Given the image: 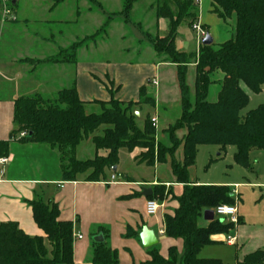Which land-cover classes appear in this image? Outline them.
<instances>
[{
    "label": "trees",
    "instance_id": "1",
    "mask_svg": "<svg viewBox=\"0 0 264 264\" xmlns=\"http://www.w3.org/2000/svg\"><path fill=\"white\" fill-rule=\"evenodd\" d=\"M65 0H56L60 4ZM96 3V0H88ZM212 14L223 22L235 19V35L222 44L201 46L200 52L185 54L177 49L179 28L183 23L193 26L199 18V6L195 0H157L158 18L169 21L168 33L163 39H154L152 44L159 56H165L177 66V79L181 91V116L167 130L170 146L156 142V129L150 118L143 128L137 124L138 117L133 108L150 100L147 87L140 91L138 102H121L116 99L113 87L108 102L94 101L91 104L101 112L87 113V105L78 95L76 85L59 91L53 99L40 94L21 96L14 101V130L11 137L22 133L23 143L46 145L58 150L67 165L62 167L64 181H76L78 176L89 173L88 182H100L106 170H113L119 164V152L130 153L144 150L136 161L154 167L156 164H170L176 183L184 186L180 197H175L178 208L173 215H166L165 234L168 238L182 240L184 252L180 258L176 247L169 249V257L163 258L158 250L150 251L151 261L145 264H222L214 260H202L199 254L213 243L217 235H228L235 225L214 219L208 227L199 225L205 212H214L219 206L233 205L231 189L223 186L192 185L190 169L196 164L200 146H215L221 150L236 149L234 161L245 170L251 169L250 155L254 150L264 151V104L248 112H241L249 103L243 83L252 93L259 95L264 88V0H210ZM137 0H123L120 13L130 18ZM14 0L11 1L13 7ZM1 5V3H0ZM1 21V17H0ZM110 21L102 31L106 32ZM85 41L61 50L45 62L26 59L24 62L50 64H75L77 52ZM23 62V61H22ZM195 65L194 91L188 83L189 67ZM35 70V69H34ZM222 75V80H215ZM218 83L220 91L217 101H208L212 85ZM112 86V84H111ZM105 127L103 134L94 136ZM185 131L180 139L177 133ZM92 136L96 151H105V156L94 160L77 161L76 150ZM182 148L183 159H176ZM11 141L0 142V159L8 158ZM169 195V194H168ZM156 198L165 200V188H155ZM34 221L45 237L28 236L17 223L0 224V264H74V224L60 220L56 204H45L36 198L30 202ZM241 220H239V224ZM93 239L91 264H120L117 251L107 243L109 231L100 227ZM243 264H264V253L256 252L245 257Z\"/></svg>",
    "mask_w": 264,
    "mask_h": 264
},
{
    "label": "crops",
    "instance_id": "2",
    "mask_svg": "<svg viewBox=\"0 0 264 264\" xmlns=\"http://www.w3.org/2000/svg\"><path fill=\"white\" fill-rule=\"evenodd\" d=\"M42 1L45 2L44 9L36 11L38 15L36 16L27 9L26 0H14V18L0 21L1 40H3L2 35L7 32L6 30L10 29V32L15 30L14 26H17L16 24L19 21L26 26L33 24V22L35 23L36 20L34 18L39 17L41 12L44 23L39 24L50 26L53 23L54 25L58 23L64 26H74V29L71 30H69L70 28L63 29V27H46L47 29L44 28L40 31L42 35L34 32L31 40L29 38L24 44L27 49L25 56L19 55L17 60L16 58L14 59V62L19 63L22 69L12 67L11 63L4 64V62H0V142L11 141V152L9 157L6 158L8 162L0 167V224L15 222L28 236L45 237L43 231L38 228L34 221L33 211L30 206V202L39 198L45 204H56L58 206L61 221L74 224V264H91L93 239L99 238V236H95V233H98L100 227L108 229L109 237L107 243L113 250L117 251L120 264H145L151 261L150 251L152 250H158L160 255L167 259L169 257V249L172 247L177 248L181 258L184 252L183 241L168 238L165 234L164 218L166 215L174 214V211L179 206L175 197H180L184 192V186L176 183L170 164H156L154 167L139 164L136 161V157L140 155V151L143 152L144 150L137 149L130 153L123 149L119 152L117 170H106V176L100 182H88L89 173L78 176L76 181L67 182L63 178V163L58 150H53L46 145L23 143L21 139L24 137H21V135L24 133L14 138L11 137L14 130V101L21 96L31 97L40 94L47 99H53L59 91L68 89L75 84L80 100L87 107L93 108L96 106L91 104L94 101L108 102L110 100L111 96L107 87H113L116 99L121 102H138L141 89L147 87L148 90V85H152L157 89L155 91L156 103L160 105V103L165 102V100H162L164 81L167 73H170L173 74L174 82L177 85L176 67L163 63L155 53L147 52L144 47L149 45L145 41L144 32L159 31L166 33L169 28V21L158 18L157 10H155V13L153 11L154 4L152 3L149 5L147 18L139 23L144 27L138 26L139 29H143V36L134 38L140 48L136 50V54L141 59L136 60L137 62L128 60L113 61L111 59L100 60L95 59L93 55L97 53L113 54L115 49H111L109 43L110 39L116 34L115 30L121 31L118 35L121 40L126 38L125 35L122 36L121 34L125 32L130 21L120 15L123 9V0H96L95 5H92L87 0H65L60 4H56V0H36V2ZM195 1L199 2V0ZM205 1L200 0V3H205ZM207 2L209 14L216 17V15L212 14L211 1L208 0ZM31 9L33 10V7ZM133 12L134 9L132 16ZM50 18H55L56 21L52 19L50 21ZM108 20L111 23L108 31L105 32L104 39H100V42L94 40L92 45L88 44L80 47L75 64L42 63L34 70L28 62H24L26 59L45 62L56 56L61 50L68 49L89 36H83L81 39L77 36V33L83 32L84 23H93L96 26L92 32L93 34ZM220 22L226 26L225 28L230 25V32L233 30V24L230 21L223 22L220 20ZM208 23L207 21L204 22V26L207 29V33L212 37L213 44H216L214 32H212L213 27ZM77 28L79 32H77ZM55 41L58 43L54 44ZM176 43L178 51L185 53H190L192 47H197V41L193 45L187 37L177 38ZM149 47L151 48V46ZM116 51L129 54L132 49L121 46ZM192 67H194L195 72V66ZM217 80H222V75H218ZM154 82H158V85H154ZM9 84L18 85H14L13 92L10 96H7L4 87ZM260 95H264V88L257 96ZM217 97L218 94L216 99L210 102H216ZM135 114L138 118L142 116V112ZM185 133V131H181L177 135L182 139ZM94 136L100 135L95 134ZM85 141L86 145L83 144ZM201 147L204 146L198 148V155ZM217 148H219L218 157H221L231 147L226 150H221L220 147ZM88 150L93 151V156L89 160H94L97 155H106L105 151H96L91 136L77 148L76 160L85 162L80 160L78 155H82ZM125 151L128 152L136 166L149 167L155 170L153 180L132 176L131 172L125 169V163L122 161V154ZM29 153L36 156L44 153L48 158L53 156L57 161L55 173L45 178L20 176L14 170L15 164L21 155ZM180 153L181 157L179 160H182V149H180ZM263 153L264 151L258 150L251 152V169L248 171L253 172V169L255 170L256 167L261 166ZM161 167H168L169 169L164 172L160 169ZM193 168L190 169V176ZM1 172L3 173L2 175ZM190 182L192 185H202L198 181L191 179V177ZM227 185H230L229 188L232 192L234 204H237L238 208L240 200L239 189L242 184ZM251 186L254 189H264V184H253ZM157 187L165 188L166 198L163 202L156 198L155 201L159 203L161 208L156 216H148L146 214V205L149 198L154 195ZM149 189L152 191V195L145 197L143 193ZM205 213L200 220L212 222L206 220ZM238 213L241 224L235 226V230L228 235L214 236L212 238L213 243L203 248L200 252V259L226 258V252H220L221 254H218V251L216 252L219 246L235 250L236 262L234 264H243L245 257L256 252L264 253V244H260L255 252L254 250L253 252H244L246 241L244 233L248 228L239 209ZM208 218L210 217L208 216ZM214 219L226 223L215 216V214ZM200 220V227H208L209 223L201 225ZM145 228L153 232L157 238V244L151 248H145L140 239V235ZM253 228V233L264 231V226L262 225L254 226ZM80 236L82 239L78 238ZM229 238H234L235 244H229ZM178 264H181V262Z\"/></svg>",
    "mask_w": 264,
    "mask_h": 264
},
{
    "label": "rangeland",
    "instance_id": "3",
    "mask_svg": "<svg viewBox=\"0 0 264 264\" xmlns=\"http://www.w3.org/2000/svg\"><path fill=\"white\" fill-rule=\"evenodd\" d=\"M88 1V0H87ZM157 0H139L137 4L135 5L133 16L131 15L129 18V25L125 29V32H123L121 35H125V39L121 40L119 38V33L121 31L115 30L116 34L110 39L109 46L111 49H115L113 54H103V53H97L94 54L95 59H106V60H128L131 62H134L136 60L141 59V57L136 54V50L140 49L139 45L134 39L135 37H142V31L143 29H139L138 26L141 28L144 27L142 24H139L140 22L145 21L147 18V12L149 9V5L152 3L154 4V13L157 9L156 6ZM200 3L196 2L199 6V18L197 22L193 24V26H190L188 23H183L181 27L179 28L178 32V38L179 37H187L188 40L192 42L194 45L197 41V47H192L190 49V53L185 54H194L200 52L202 41L205 39V37L208 35L207 29L204 26V22L207 21L208 24H211L212 32H214V39L216 45L221 44L230 38H232L235 35V19L231 20L230 22L233 24V30L230 32V25H227L228 28H225L226 26L223 25L222 22H220L219 18L213 15L209 14V9L207 2ZM25 4L27 6V9L29 11H32L36 16V11L43 10L44 9V1L42 2H36V0H26ZM39 3V4H38ZM92 5H95V3H91ZM33 7V10L31 9ZM14 8V7H13ZM1 5H0V14H1ZM208 10V11H207ZM14 12V11H13ZM40 13V12H39ZM42 12L39 17L34 18L36 22L31 25H25L23 22L19 21L17 26L15 27V30L9 31L10 27L7 28L9 30H6L2 36L3 40H1L0 37V62H4L7 64H12V67H16V69H22V67L19 65V63L14 62V59L19 58V55H24L27 49L25 48L24 44L26 43V40L32 38L34 36V32H37L38 34L42 35L40 31H42L44 28H56V27H63L64 28H70L74 29L73 25H60L58 23H53V25H45V24H39L44 23V18H42ZM204 18V19H203ZM56 21L55 18H50V21ZM46 21V20H45ZM105 23V22H104ZM146 24V22H145ZM104 25V24H103ZM102 25V27H103ZM195 26H198L201 30V32L204 33V36L202 33L199 32V30L194 29ZM12 27V26H11ZM95 25L93 23H84L83 24V32L77 33V36L81 39L83 36L85 37L82 41H85L84 46L86 45H92L94 43V40H97V42H100V39H104L105 32H103L101 29L102 27L97 30L95 33L92 34L93 30L95 29ZM110 27V25H109ZM27 28V30H26ZM46 28V29H47ZM60 29V28H59ZM49 30V29H48ZM108 31V30H107ZM77 32H79L77 28ZM108 33V32H107ZM168 31L166 33H161L159 31H150V32H144L145 35V41L148 42V45L151 46H145L144 48L147 49V52L156 53L154 47H153V40L154 39H163L167 35ZM180 33V34H179ZM92 34V35H90ZM28 35V36H26ZM41 42V41H39ZM58 42L55 41L54 44H57ZM192 45V46H193ZM124 48H130L132 49V52L129 54H125L122 52H117L116 49L119 47ZM144 46V45H142ZM142 48V47H141ZM181 52V51H180ZM91 56V55H90ZM92 57V56H91ZM159 59L165 63V64H171L168 60H166L165 56H159ZM145 58V56H144ZM137 62V61H136ZM33 69H36L38 66L35 63H29ZM172 65V64H171ZM175 66V65H174ZM194 64H191L189 67V74H188V83L191 88V92L194 91V79H195V72H194ZM176 71H177V66ZM218 79V75L215 76V80ZM175 78L173 77V74L167 73L166 80L164 81L163 85V91H162V100L165 102L157 104L155 100V91L157 90L152 85H148V96L154 97L155 105L150 100H145L144 103L140 104L137 107L133 108V112L138 113L142 112V116L138 118L137 124L139 127L143 128L147 118L154 117L158 120L156 129V142L160 141L166 144L167 146H170L169 143V136L167 134V130L170 126L174 125L178 118L181 116V91L178 84L177 79V85L174 82ZM158 83V82H157ZM18 84H9L4 87V91L6 92L7 96H10L13 92V88ZM72 86H70L71 88ZM241 87L250 95V103L248 107L241 112L242 116H245L248 112L255 110L259 107L260 104L264 103V95L257 96L254 93H252L250 90L246 88V86L242 83ZM2 90V89H1ZM16 90V89H15ZM220 91V85L218 83L214 84L210 88V92L208 95V101H214L216 99V95ZM52 99V98H51ZM161 102V101H160ZM101 112V108L99 106H95L93 108L87 107V113H97L99 114ZM105 127L101 128L99 131H97L95 134L101 135L103 134V130ZM86 145V141L83 143ZM182 149V148H180ZM179 151L176 153V159L179 160L181 157V153ZM93 151L88 150V152H85L82 155H78V158L82 161H86L91 159ZM145 152V151H144ZM142 153L141 151L139 152ZM236 153L235 148L228 149L226 154H222L221 157H218L219 155V148L214 146H204L199 149V155L196 162L195 167L192 169L191 172V179L198 181L202 185L205 186H226L230 187V185L227 184H242V186L239 189L240 193V200L238 204V209L241 214V216L244 218L246 226L248 230L245 231L244 237H245V248L244 252H254L257 251L256 249L259 248L260 244H264V231H261L259 233H256L254 231V226L262 225L264 226V189L260 190L258 188L252 187L253 184H264V153L262 154V164L261 166H258L253 169L252 171H247L237 165L234 161V156ZM61 157V155H60ZM254 157V156H253ZM252 157V158H253ZM183 159V158H182ZM67 159H62V163L64 166L67 165ZM122 161L125 163V169L131 172L132 176H137L140 178H144L146 180H153L155 175V170L149 167H138L133 163V160L129 156L128 152H123L122 154ZM182 161V160H179ZM34 163V165H33ZM56 159L52 156L48 158L47 156L43 154H40L38 156L32 155V154H23L21 155L17 163L15 164L14 170L23 177H32V178H45L50 175H53L56 170ZM162 171L166 172L168 167H161ZM223 183V184H220ZM161 201V199H159ZM164 200H162L163 202ZM203 223L207 224L209 222H205L204 220H200V224ZM253 229V231H252ZM254 248V249H253ZM218 254H221L220 252H223L227 254V257L224 259H219L217 257L208 258V260H214L219 261L222 264H234L236 262V255L234 249H227L226 247L219 246ZM215 254V253H214Z\"/></svg>",
    "mask_w": 264,
    "mask_h": 264
},
{
    "label": "built area",
    "instance_id": "4",
    "mask_svg": "<svg viewBox=\"0 0 264 264\" xmlns=\"http://www.w3.org/2000/svg\"><path fill=\"white\" fill-rule=\"evenodd\" d=\"M12 0H0L1 3V20L3 21H7V20H12L14 18V12H13V6L11 4ZM194 29L199 30L200 33L203 34L204 33L201 32L200 28L198 26H195ZM154 85H158L157 82H154ZM151 122L153 124L154 127L157 126V119L156 118H152ZM26 134H22L21 137H25ZM8 162V160L6 158H2L0 159V167L4 166L6 163ZM3 173L1 172V175ZM114 179V177H113ZM160 205L157 201L155 200H149L147 202L146 205V214L148 216H156L160 210ZM215 216H217L218 218H220L221 220H223L224 222L228 223V224H233L235 226H237L239 224V213H238V208H237V204L234 205H222L219 206L215 211H214ZM79 239H82V237H78ZM228 243L229 244H235V239L234 238H229L228 239Z\"/></svg>",
    "mask_w": 264,
    "mask_h": 264
},
{
    "label": "water",
    "instance_id": "5",
    "mask_svg": "<svg viewBox=\"0 0 264 264\" xmlns=\"http://www.w3.org/2000/svg\"><path fill=\"white\" fill-rule=\"evenodd\" d=\"M213 43H214V41H213L212 37L209 34L202 41V45L203 46H211V45H213ZM116 170L117 169L114 168V171H116ZM143 195L145 197H149L150 195H152V191L150 189L146 190V191H144ZM208 216L210 218H208ZM205 217H206V220L213 221L214 213L211 212V211L206 212L205 213ZM140 239H141V241L143 243V246L145 248H151V247H153V246H155L157 244L156 235L153 232L149 231L147 228H145L143 230L142 234L140 235ZM95 240H96V242H102L103 241V239L100 238V237L96 238Z\"/></svg>",
    "mask_w": 264,
    "mask_h": 264
}]
</instances>
